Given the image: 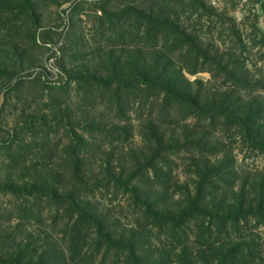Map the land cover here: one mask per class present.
Listing matches in <instances>:
<instances>
[{"label": "rangeland", "instance_id": "374dc122", "mask_svg": "<svg viewBox=\"0 0 264 264\" xmlns=\"http://www.w3.org/2000/svg\"><path fill=\"white\" fill-rule=\"evenodd\" d=\"M119 243L264 264V0H0V264Z\"/></svg>", "mask_w": 264, "mask_h": 264}, {"label": "trees", "instance_id": "16d2710c", "mask_svg": "<svg viewBox=\"0 0 264 264\" xmlns=\"http://www.w3.org/2000/svg\"><path fill=\"white\" fill-rule=\"evenodd\" d=\"M177 32V34L179 35V36H181L184 40H186L187 41V43L188 44H190V47L192 48V50H194V46H193V44L191 43V40H190V38H189V36L188 35H186V34H183V33H181L180 31H178V30H176ZM143 80H145V78H143ZM145 82H147V81H145ZM158 82H159V88L161 89V91L162 92H164L168 97H175V98H181V95H179V94H177V93H175L176 91H177V89H176V86H177V84H175L174 82H172V81H170V80H166V77L164 76V77H161V78H158ZM154 89L156 88V87H154V86H152ZM173 94H175V95H173ZM173 97V98H174ZM183 97V96H182ZM189 97H187V100H190L189 102H190V107H194V108H196L197 106H198V104H197V101H194V99L193 98H190V99H188ZM240 127H241V130L243 131V133H244V135L246 136V138L248 139V138H250L251 136H252V132H251V128L250 127H248L247 126V122H244V123H241L240 124ZM82 215L84 214V213H81ZM84 217H86V220L85 221H93V219L91 218V217H87L86 216V214L84 215ZM85 221H82V223L83 222H85ZM94 222V221H93ZM97 225V224H96ZM98 227H99V225H97ZM98 234H99V238H100V240L101 239H103L104 240V242H105V244H107V245H110V246H112L113 245V243H116V242H111V240L109 239V237L108 236H105V235H101V233L100 232H98ZM80 243V241L78 240V239H74L73 240V247H74V249L78 246V244ZM99 244V243H98ZM129 245V244H128ZM118 247H120V248H122L123 250H128L127 251V253H128V259H129V262L131 263V264H140V260H139V258L136 256V251H135V247H133V245H131V247H125L124 245H122V243H119L118 244ZM241 256H242V258H244L245 259V256H244V254H241ZM226 259V258H225ZM231 258H228L227 257V259H226V261L225 262H229V260H230ZM67 263H69L68 261H66V262H63V264H67ZM5 264H10V263H5ZM18 264V263H17Z\"/></svg>", "mask_w": 264, "mask_h": 264}]
</instances>
